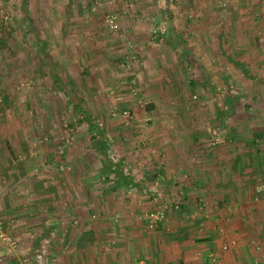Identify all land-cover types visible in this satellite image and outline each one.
Listing matches in <instances>:
<instances>
[{"label":"rangeland","instance_id":"374dc122","mask_svg":"<svg viewBox=\"0 0 264 264\" xmlns=\"http://www.w3.org/2000/svg\"><path fill=\"white\" fill-rule=\"evenodd\" d=\"M252 10L261 16L264 0H0V218L17 247L30 244L25 252L20 246L10 254L0 248V264H19L25 257L29 264L57 263L51 244H63L65 252L66 240L54 230L77 214L75 198L86 202L82 216H94L86 224L108 217L105 223L113 227L121 219L120 202L131 203L134 189L148 198L143 211L167 205V226L149 229L141 221L144 227L166 237L182 231L197 236L200 219L189 214L209 208L207 198L198 193L194 209L165 202L159 174L151 179L159 183L153 190L160 202L142 176H151L147 165L162 167L169 146L180 145L192 158L195 136L207 139L216 132L221 137L230 133L232 122L233 132L242 131L241 113L253 112L243 106L262 101L264 69L241 68L227 58L229 40L241 43L249 34L241 28ZM110 13L117 17L116 31L103 23ZM72 21L85 26L73 37ZM254 21L257 25L260 17ZM179 35L183 45L177 43ZM42 40L40 52L34 43ZM237 55L228 57L241 62ZM225 100L233 102L234 111ZM94 125L105 137L104 152L91 138L88 127ZM172 176L186 182L195 174L188 169ZM133 180L140 182L130 190ZM180 191L175 194L185 196ZM223 209L209 214L220 219ZM178 212L183 216L176 222ZM35 231L42 236L26 243L25 234Z\"/></svg>","mask_w":264,"mask_h":264},{"label":"crops","instance_id":"0c3cea01","mask_svg":"<svg viewBox=\"0 0 264 264\" xmlns=\"http://www.w3.org/2000/svg\"><path fill=\"white\" fill-rule=\"evenodd\" d=\"M259 9L261 8L259 7ZM260 13L261 16L252 10L248 12L246 18H243V20L248 19V22H244L241 29L244 32L248 29L249 34L244 35L245 38L243 37L241 43L235 44L233 37L231 41L229 40L230 48L227 50V54L238 53L237 58L241 60L242 67L249 68L251 66L264 69V10H261ZM259 17L260 21L256 25L254 20ZM71 24L68 26L70 35L73 34L71 37L77 35L74 34L75 30L82 31L85 27L83 24L73 21ZM170 28L171 26L168 27V30ZM79 35L82 36V34ZM178 37L180 38V35ZM179 38L177 43L183 45L185 40L182 39L181 42ZM165 42L169 47L174 46V44L170 45L171 42L166 40ZM45 43V40L36 41L34 45L37 47V51L42 52L41 47L46 45ZM164 45L166 44L164 43ZM260 92H262L261 102L258 104L247 102L243 106V109L248 106L249 110L253 112L246 115L247 111L243 110L241 113L243 116L239 121V126L242 131L233 132L234 124L232 122L230 125L233 128H230V133L221 136L222 138L215 134L216 132L210 133L207 139L201 136L197 138V135L193 138L197 145L192 158L187 155L186 150H182L181 146L176 144L175 148L168 147L167 153L160 161L162 167L158 164L160 167L158 170L155 169L157 167L155 165H147L145 168V171L149 175L151 174L147 179L142 176L145 186L150 185L148 191L158 189L154 187L158 182H154L153 185L151 178L161 175V179L158 178V181L162 182L160 185L164 194L161 192V195H164L165 202L179 203L180 207L190 206L193 208L192 203L201 200V198L196 199L198 193L207 198L210 203L209 208L201 211L193 208L194 212L189 214L191 219H200L198 234H201L194 237L191 233L182 231V234L174 232V235L170 234L166 237L159 235L158 231L153 232L146 226L144 227L138 217L145 206L144 202L147 203V200H144V197L147 196L142 195L141 189L134 191L136 183L140 181L133 180V183L129 182V186L131 185L129 189H134L132 190L134 196L131 203L127 200L125 203L120 202L121 206L118 208H121V219L113 227H109L105 223L108 217H103L102 222L86 224L85 221L91 219L92 216L90 215L88 218L81 215L80 209L86 202L75 198L80 203L79 208L75 207L77 214L68 215L65 218L67 225L54 230L57 236H65L63 238L66 240L65 252L62 248L63 244H51V249H56L58 254L55 264H264V87ZM229 120L233 121L235 118ZM170 137L176 140L174 136ZM186 137L184 136L185 142L188 140ZM121 139L123 141V137ZM206 141L207 143H205ZM218 141H220L219 144L215 145ZM6 159L7 156L2 161H6ZM191 161L194 162L193 165L189 164L188 166L187 164ZM188 169L194 170V179L190 178L186 182H182L184 179L181 178L182 176H177L176 180L173 179L172 174L188 171ZM162 174L165 176L163 177ZM196 186L201 189L199 192L192 191ZM177 188H181L180 193H185V196L184 194L183 196L175 194ZM210 190L211 192L215 190L217 196L208 195ZM155 191L151 192V195L154 194L155 200L159 199L162 202L161 195ZM126 197L129 198V196ZM224 205L226 211L223 212L222 218L216 219L211 215L213 213L209 214L217 208L224 210ZM135 209H139V211H135ZM182 213H177L176 222H179V216H183ZM108 221L110 222V219ZM173 222H175V218ZM77 224H79L78 227ZM53 229L50 227L51 231L48 232V235L53 234ZM38 232L41 231L38 230ZM38 232L26 233V243L33 237H39V235L41 237L42 234ZM229 239L236 241L235 247L226 252H220V245ZM19 246L21 251L25 252L26 249H29L30 244L22 243L18 244ZM218 251L219 258L212 262L209 255ZM26 258H22L23 261L19 264H29ZM53 260L55 261V259L51 261ZM18 262V260H13L10 264H18ZM35 262L36 260H33L31 264H35ZM46 264H50V262Z\"/></svg>","mask_w":264,"mask_h":264},{"label":"built area","instance_id":"2783aa9c","mask_svg":"<svg viewBox=\"0 0 264 264\" xmlns=\"http://www.w3.org/2000/svg\"><path fill=\"white\" fill-rule=\"evenodd\" d=\"M93 10H95V8H93ZM103 23L110 31H116L118 29L117 17L113 13L107 14L103 19ZM133 84L135 85L134 82ZM131 91L133 93L132 95L136 98L137 97L136 90L132 88ZM136 102L140 107L144 106V102L141 98H136ZM124 113L125 115H128V112H124ZM203 206L204 205L201 204L200 209H203ZM177 207L178 205H175L174 208ZM166 210H167V205L163 204L162 208L160 209L150 210L140 214L138 219L140 221H143L144 224L149 229H155L160 226H166L168 224V217ZM92 217L94 218V216ZM220 232L223 235L222 230H220ZM235 245H236V241L234 239L226 240L220 245L219 251L226 252L230 248L235 247ZM0 248H2L4 252L7 254L13 253L18 249L13 236L4 228L1 218H0ZM256 249L258 250L259 247L257 246ZM219 251L217 253H211L209 255V258L212 262H215L219 258V254H218ZM35 264H46V263L42 262L41 260L38 261L36 260Z\"/></svg>","mask_w":264,"mask_h":264},{"label":"trees","instance_id":"16d2710c","mask_svg":"<svg viewBox=\"0 0 264 264\" xmlns=\"http://www.w3.org/2000/svg\"><path fill=\"white\" fill-rule=\"evenodd\" d=\"M180 41L182 42L183 40L180 38ZM41 48L44 49V45H42ZM220 53H223L224 54V52H223V50L221 48H220ZM227 58H228L229 61H231L235 65L240 64L241 65V68H242V63L241 62H237V61L231 60V58L228 57V55H227ZM225 102H226L225 104L229 105V109L231 111H234V104H233V102L232 101H227V100H225ZM146 109H149V110L150 109H153V105L152 104H147ZM218 109H220V111L223 110L221 107H219ZM84 119L85 120L87 119V121H90L89 117H86ZM88 129L92 133L91 138L98 141L99 148L104 152L106 150V147H107L106 142H105V139H104L105 138L104 135L101 134V132H99L97 130V128L95 127V125L94 126H91V127H88ZM111 172L114 174V176L116 175V177L119 176L120 178L125 179L124 178L125 176H123V174L121 172H113V170Z\"/></svg>","mask_w":264,"mask_h":264}]
</instances>
